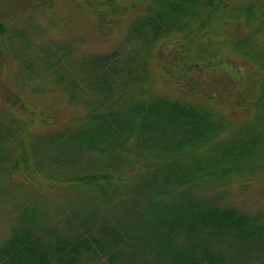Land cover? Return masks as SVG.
I'll use <instances>...</instances> for the list:
<instances>
[{"label": "trees", "instance_id": "obj_1", "mask_svg": "<svg viewBox=\"0 0 264 264\" xmlns=\"http://www.w3.org/2000/svg\"><path fill=\"white\" fill-rule=\"evenodd\" d=\"M32 4L58 32L64 4L98 36L128 24L111 50L78 54L0 17V195L15 176L33 197L73 192L58 209L65 234L25 201L0 264H264L262 213L221 202L264 180V0ZM9 61L17 87L59 104L29 109L14 97L1 78ZM163 75L174 95L159 87ZM209 79L220 86L205 89Z\"/></svg>", "mask_w": 264, "mask_h": 264}, {"label": "rangeland", "instance_id": "obj_2", "mask_svg": "<svg viewBox=\"0 0 264 264\" xmlns=\"http://www.w3.org/2000/svg\"><path fill=\"white\" fill-rule=\"evenodd\" d=\"M47 1L48 0H46V2ZM32 5V0H0V17L13 19L11 24L24 30L31 29V26L39 27L40 30L35 32V36L31 37V40L38 44H46L48 46H51L54 43L64 45L70 44L73 47V53L88 54L107 52L117 46L124 39V29L128 24L126 20L118 22L115 29L110 27V25L103 26L101 30L104 34L98 36L97 31L82 29V26H85L83 23H87V21L81 17L75 16V20L73 21L72 19L74 15L69 12V5L64 4L60 7H56L55 10H59L53 12L54 16L61 24V28L58 32L57 30H52L41 16V13H45L44 6L34 5L33 8H30ZM71 20L73 22H71ZM111 29L113 30V33H109V30ZM170 60L171 59H168L166 61L164 67L174 75L177 73H183V70L173 65V61ZM16 71V63L9 61L5 64V68L2 70L1 78L4 79L6 86L15 93L14 97L17 96L19 97V100L30 105L29 109H37L38 106L45 107L46 105L55 107L59 104L58 96L52 93H31L29 91V86L22 87V89L21 87H17L12 80V74ZM185 73L189 78L195 76L193 71L186 70ZM162 78L163 80L159 87L167 91L170 95H174V88L169 85L167 76L163 75ZM203 86L205 89L210 90L215 89V87H219L220 85L217 81L209 79L203 84ZM62 111L64 113H70V111L75 112L77 119L82 117L81 113L77 112L75 109L65 108ZM55 112L58 111L55 110ZM45 131V129H34L33 133L34 135H38ZM257 175L258 174L255 176ZM262 178L263 176H259L257 177V179H260L259 181L252 180L243 184L235 185L233 190H236H234L232 194L224 197L219 195L218 197L223 198L221 202L240 207V209L249 212H259L264 216V180L262 181ZM19 182L20 180H18L16 176L12 177L8 183L7 191L6 189L3 191L7 192V195H0V244H3L9 235H11V228H13L18 221H21L19 217H21V209L24 207L23 204L25 201H31V203L36 202L42 207V209H44L49 217L48 220L44 222L45 225H50L53 229L62 234L71 232L68 230L66 224L60 219L58 209L64 210L65 205L73 196V192L65 188H57L55 190L48 189L47 191H36L34 194L35 197H33L30 195V191H25L26 187L23 188L19 185ZM72 220L74 224L77 223V221L74 220V217H72ZM40 228L42 227H39V231L42 232L43 230H40Z\"/></svg>", "mask_w": 264, "mask_h": 264}]
</instances>
